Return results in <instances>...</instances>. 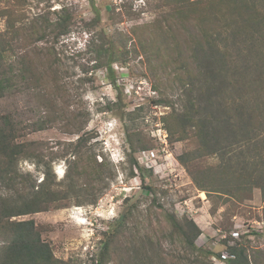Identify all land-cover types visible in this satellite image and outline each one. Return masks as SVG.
<instances>
[{"label": "rangeland", "instance_id": "374dc122", "mask_svg": "<svg viewBox=\"0 0 264 264\" xmlns=\"http://www.w3.org/2000/svg\"><path fill=\"white\" fill-rule=\"evenodd\" d=\"M23 1L0 0V47L6 50L0 70L12 67L14 73L31 79L30 70L36 80L28 79L27 88L32 90L0 101V116L18 114L25 123L54 121L18 140L37 144L28 151L29 157L19 160L18 172L24 176L19 180L25 181L29 195L49 172L52 188L68 185L70 192L59 208L15 220H34L62 264H98L110 240L108 233L121 220L126 232L119 241H111L106 264H201L198 252L187 250L172 223L187 219L202 231L196 246L214 254L204 264H226L218 256L227 255L228 247L237 242L248 246L250 254L264 252L262 190L254 187L231 196L223 191L230 185L232 192L239 185L235 174L240 167H246L247 174L264 170V38H250L231 28L236 32L230 30L225 44V76L219 91L210 87L217 101L225 98L256 110L252 133L238 132L236 138L217 134L219 151L191 161L186 168L178 157L196 146L169 136L163 117L170 108L159 101L167 96L181 105L188 91L173 90L171 71L156 67L159 54L166 52L154 53L155 33L147 30L166 10H160L161 0H149L141 15L85 0H26L19 6ZM68 11L73 20L69 32L61 36L51 25ZM11 17L18 26L21 17L32 37L25 41L10 32ZM104 49L99 62V51ZM112 61L111 69L106 67ZM73 114L78 116L72 120L82 126L79 134L74 127L64 129ZM82 136L87 140L81 153L87 174H79L76 157L70 153L74 149L69 148ZM9 194L0 188V197ZM233 232L240 237H233ZM3 245L0 238V248Z\"/></svg>", "mask_w": 264, "mask_h": 264}, {"label": "trees", "instance_id": "16d2710c", "mask_svg": "<svg viewBox=\"0 0 264 264\" xmlns=\"http://www.w3.org/2000/svg\"><path fill=\"white\" fill-rule=\"evenodd\" d=\"M26 0L19 2L22 6ZM149 0L146 7L134 10L132 4H125L124 10L130 13L141 15L146 13ZM261 6V8L259 7ZM49 6V9H52ZM164 11L160 19L155 24L149 26L155 33V39L151 42L154 53L158 55L162 50L166 55L157 59L159 65L157 68L169 69L172 79L169 81L173 90H185L186 98L181 105H177L173 99L164 96L159 102L165 107L170 108V112L163 117L169 133L174 142H190L196 147L178 157V160L188 168L191 161L197 160L203 155L216 154L219 151L221 143L217 139V134L226 133L236 138L238 132L243 136L252 133L250 126L255 124L257 112L254 108L239 106L236 102L231 104L227 100H216V93L211 92L212 87L219 91L220 82H222L227 69V43L228 34L241 29L243 33L248 34L250 38H264V0H161L160 10ZM96 11V21H101L99 10ZM73 20L72 14L68 11L65 15L51 25L54 29L60 31V35L69 32L70 24ZM10 32L14 35H22L25 38H31L32 34H27L26 28L21 24L16 25L14 17L8 18ZM165 24V25H164ZM49 28V26H48ZM148 32V33H149ZM146 33V32H145ZM145 33L142 38H145ZM145 40V39H144ZM142 47L147 50L145 43L141 42ZM5 48L0 47V60L4 58ZM107 52L106 49L99 51L97 61L101 62V57ZM116 61V60H114ZM114 61L109 62L106 67L111 69ZM98 67H101L98 64ZM30 73L29 80H36V74ZM45 74V73H43ZM28 79L22 72L14 73L10 67L8 70H0V101L15 96L17 93H25L28 89ZM45 80V78H43ZM178 85L175 87V85ZM203 85L206 88H203ZM201 86V91L199 87ZM33 87L28 89L32 90ZM36 88V86H35ZM69 113V109H68ZM77 115L73 114L68 118L64 129L71 131V127L76 129L79 134L82 126L77 125ZM54 123L52 119L32 121L25 123L20 120L18 114L7 113L0 116V188L7 189L8 196L0 197V238L4 245L0 248V264H62L63 262L55 257L49 242L45 241L41 232L37 228L34 220H15L23 215H29L50 209H57L61 202L68 198V185L65 188H52L49 182L48 173L45 172L43 181L34 186L36 190L29 195L24 186L23 175L18 172V163L22 157H29L28 151L37 145L31 143L23 145L18 140L25 132H38L45 130ZM87 140L84 136L80 137L76 144H70L74 164L81 169L79 174H87V167L82 165V148ZM237 142L231 143L233 148ZM40 147V146H39ZM68 154V147H67ZM243 153L240 154L242 158ZM245 164V160H239ZM136 164V163H135ZM137 165V164H136ZM135 165V166H136ZM99 166H102L99 164ZM91 167V166H89ZM92 168V167H91ZM226 170V169H225ZM236 178L240 180L234 190H230V185L225 188L226 195H239L251 192L252 189L260 188L264 197V170L260 174H247L246 167L238 170ZM100 177L101 172L97 173ZM242 179V181H241ZM198 183V182H197ZM254 185H251V184ZM23 187V188H21ZM200 187H205L204 185ZM206 188V187H205ZM203 190H206L203 188ZM25 194V196H24ZM173 226L177 228L184 237L187 250L198 252L201 264H204L212 252L204 251L198 248L195 240L201 235V229L193 220L184 222L173 221ZM125 222L119 221L115 230L108 233L110 240L104 245L102 250V259L98 264H106V257L111 250V241H119L125 234ZM250 235H256L250 234ZM240 237V234H239ZM238 237V238H239ZM236 238V237H235ZM250 249L243 243H235L227 249V255H220L222 260L226 256V264H264L261 254L258 251L256 255L250 254Z\"/></svg>", "mask_w": 264, "mask_h": 264}, {"label": "built area", "instance_id": "2783aa9c", "mask_svg": "<svg viewBox=\"0 0 264 264\" xmlns=\"http://www.w3.org/2000/svg\"><path fill=\"white\" fill-rule=\"evenodd\" d=\"M85 1H92L94 4H102L105 7L109 6L111 7L112 11H121L124 8V5L129 3L133 5L134 10H139L143 7H146L147 0H85ZM95 1V2H94ZM233 237L238 238L239 233L233 232ZM226 256H223V259H225Z\"/></svg>", "mask_w": 264, "mask_h": 264}]
</instances>
